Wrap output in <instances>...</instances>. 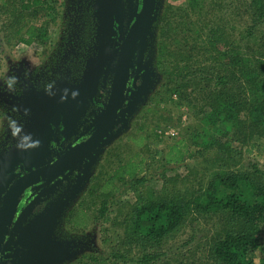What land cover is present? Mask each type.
<instances>
[{"label":"trees","instance_id":"1","mask_svg":"<svg viewBox=\"0 0 264 264\" xmlns=\"http://www.w3.org/2000/svg\"><path fill=\"white\" fill-rule=\"evenodd\" d=\"M208 2L187 0L185 8L165 10L161 17L159 62L167 78L161 94L167 97L160 100L189 107L193 133L163 142L160 125L146 130L141 124L130 136L138 150L92 178L87 190L100 216L120 193L134 199L116 205L127 209L116 249L104 257L89 255L85 264H195L171 259L169 243L185 229L194 236L202 221L213 233L201 264H264L254 259L264 232V171L242 162L264 148V0H237L233 10L232 0L214 1L219 15L205 24ZM52 11L50 0H0V49L44 38L47 21L41 18ZM233 15L238 23L231 24ZM199 17L205 31L193 41ZM161 142L163 148L154 147ZM157 157L161 171L152 172ZM193 158L197 164L187 165ZM180 168L187 175L177 174ZM96 219L81 206L68 221L83 230Z\"/></svg>","mask_w":264,"mask_h":264},{"label":"rangeland","instance_id":"2","mask_svg":"<svg viewBox=\"0 0 264 264\" xmlns=\"http://www.w3.org/2000/svg\"><path fill=\"white\" fill-rule=\"evenodd\" d=\"M50 1L54 7V11L45 20L41 18L42 21H47L45 23L46 34L44 38L33 42L29 46L22 45L19 42L12 46L2 45L4 49H0L2 58L0 82L5 81V78L10 75L7 66L8 59L20 56L27 57L30 61L35 62V68H37L38 66H43L40 61L41 57L44 61L46 55L54 59L58 57L57 63L60 65L57 69L59 72L67 71L66 77L62 78L63 75L61 78H55L52 89L55 95H49L45 91L43 95L49 98V102L43 101L42 97H38V100L34 103L37 109L34 111L36 114H33V118H35V123L37 124L39 118L52 114L54 110L58 109L57 107H64L62 110L66 113H70V110L73 111V114L71 112L72 115L69 116L74 118V111H81V114L77 115V123H79L87 110H89L90 114V109H92L91 101L95 102L97 100V110L93 109V111L99 113L93 117L92 123L85 128L87 130L97 122L103 112L101 94L105 91V82L108 80L115 60L116 49H114L112 43L117 34L112 31V19L116 18L120 31H124L127 24L133 19V15L138 9L139 1L93 0L94 3L91 6L80 5L75 15L83 22L84 29L88 30L91 27L92 22L87 19L90 13H94V17L97 18V22L94 23V26L97 24L96 40L89 42V49L84 53L77 49L80 46L86 45V37L79 39L80 33L77 31L79 27L78 23L73 20L70 26L69 20L65 17L67 11L72 10L73 0ZM214 1L216 5L218 4L217 0H209L203 10L206 17V20H204L205 24H209L210 21L214 22L215 18L213 15L215 17L219 15L218 8L212 3ZM186 5L187 0H161L159 11L153 25L147 32V37L141 45V50L135 62L138 73L136 77L137 82L133 86L131 103L122 123L116 130L110 133L108 139L97 149L96 154L86 162V168L83 173L74 172L73 174L70 171L63 175L56 181L59 185L57 188L54 187L56 183H52L50 187H44L49 184L40 187L41 189H49L47 192H50V195H46L43 192L44 190L39 192L40 188H38V193L45 195L48 203L42 211L30 218L29 215L34 205L38 204V201L42 198L36 199L27 210V213H23L21 219H19L16 229L11 235L12 240H16L18 234L25 235L28 231V233L33 235L29 238L31 241H37L45 247L43 256L36 255L37 258L33 257L32 262H30L31 255L21 260L10 258L9 261H4L0 264H27L28 262L29 264H76L75 262L85 264L89 261V255L104 257L110 254V251L116 249L115 246L119 240L118 236L123 231L120 222L125 218L127 212V209H122V211L116 210L117 204L126 200L129 201L131 198L134 199V196L124 192L120 193L121 196L119 195L115 204H108L107 213L105 212V215L100 216L98 211L99 204H95L94 200L89 196L87 189L92 182V178L100 170L107 173L117 164L120 158H125L128 154L138 150L134 141L130 139V136L134 135V132L141 124H143L146 130H149L153 126L152 124L160 125L157 133L161 134L160 136L164 139L163 142L167 139L178 138L181 134L192 135L191 128L193 127L188 126L190 123H193L190 108L185 106V104L176 103L175 100L167 102L160 100L161 97H167L164 93L161 94V91H163L161 86L167 79L164 78L165 72L162 64L159 62V41H162L160 32L164 25L161 17L170 9L172 11L176 7L185 8ZM236 6L237 0H232V7L230 9L233 10ZM207 11L208 13H206ZM43 14H46V12ZM109 15L110 20L107 21ZM196 17L198 16L194 14L193 19L195 21ZM201 21L199 17L196 22V25L199 26L197 32L192 38L190 37L193 41L196 40L194 37L198 33L202 34L205 31L201 30L203 27V23L200 24ZM234 23H238L235 15L232 16L231 21V24ZM83 27L81 26L82 29ZM66 39H70V45H67L70 49L68 52L65 50L62 53L61 49L66 47L64 46ZM169 43L172 44L174 42L169 39ZM82 61L85 64L82 72H79V66L70 69L72 65H77L75 64L76 62L82 63ZM63 63H66L63 65L66 66V69H61L63 67L61 64ZM167 70L169 72L173 71L172 63L168 66ZM55 71L57 72V70ZM65 89L68 90L67 99L61 100ZM72 91L78 92V95L74 99L71 96ZM58 101H61L62 107L58 104ZM45 103L46 105L43 107L42 105ZM158 106L160 108L159 113L155 109ZM63 111L62 113L64 114L65 112ZM2 114L4 112L2 105H0V142H2L6 129L4 125L6 123L5 120L7 121L5 115L3 116ZM66 127L69 130L71 124L66 123ZM163 142L154 145V147L157 146L158 149L163 148ZM16 150L15 147L11 148L5 153L4 158H0V199L1 196L4 197L11 180L15 178L13 171L19 167V162H25L27 168H30L33 166V162L40 163L45 159H51V157L46 158L45 156L43 158H30L29 156L21 155ZM262 151L261 153L257 151L254 154L244 156L242 162L246 166L250 165V163H256L264 171V148H262ZM197 162V158L189 159L187 165L194 166ZM152 165V172L161 171L160 159L158 157L152 161ZM178 172L177 174L181 176L187 175L184 168L178 169ZM191 178H193V175L190 176ZM153 185L155 186L154 183ZM153 185L151 186L154 188ZM81 206L88 208L95 217L97 216L96 221L83 230L72 228L68 221L72 211ZM192 233L191 229H185L183 233L170 241L169 247L173 248L171 259L178 257L188 263L195 264L207 262L210 236L213 233L211 224L202 221L198 229H196L194 236H192ZM190 237H193L192 240ZM261 239L262 247L254 257L256 263H260L264 259V232ZM185 241H188V243L184 244ZM28 259L30 260L28 261ZM118 263L128 264V262L123 261H119Z\"/></svg>","mask_w":264,"mask_h":264},{"label":"flooded vegetation","instance_id":"3","mask_svg":"<svg viewBox=\"0 0 264 264\" xmlns=\"http://www.w3.org/2000/svg\"><path fill=\"white\" fill-rule=\"evenodd\" d=\"M138 1H139L138 9L134 13L133 19L131 20L129 24H127L126 29L124 31L122 32L120 31L119 23L117 22V19L116 18H113L115 20L112 19V24H113L112 31L116 32L117 34L112 43L114 49H116L115 60L111 68L108 80L107 82H105V87H104L105 91L104 93L101 94L102 96L101 99L103 101L102 103L103 112L101 116L99 117V119L97 120V122L91 125V127H89V129L87 130L85 128L89 124L92 123L93 117H95L99 113V112L93 111V109L97 110V104H96L97 100L95 102H93V100L91 101L90 104L92 105V109H90V114H89V110H87L86 113H84V116H82L83 118L80 120L79 123H77V115H79V113L81 114V111L79 110H77L78 112L74 111L75 118L72 116H69L73 114V111L70 110V113L68 112L66 113L65 111H63L62 108L64 107L61 106L62 104L61 101H58V104L62 108L57 107L58 109L54 110L52 114L46 117H43V118H39V122L37 124L35 123V118H33V114H36V112L34 111L37 109V106L34 103L36 102V100H38V97H42L41 99H43V101L49 102V98L44 97L43 95L45 93L46 85L52 82L55 83V78H61L63 75L64 76L62 78L66 77L67 71L59 72L57 69L58 66L60 65L57 63L58 57L54 59L52 57H49V55H46V58H45L46 63L41 57L40 61L43 64V66H38L37 68H35V62L30 61L27 57L20 56V57L8 59L7 66H8V71L10 74L9 76L15 75L16 77H18V83L14 85V90L10 91L5 83V81L7 80L9 76L5 78V81L0 82V105H2L3 112H4V114L2 115L3 116L5 115L8 121L7 122L5 120L6 123L4 125L6 126V129L4 131V137L2 139V142H0V158H4L5 153L9 149L14 148V147L17 149L16 152L20 153L23 156L26 155V156L35 157V158H38V157L43 158V156H45L46 158L51 157V159H45L43 162H40V163L33 162V166H31L30 168L35 169L36 167L44 166L48 163L55 162L59 156H63L64 154H66L70 148L86 141L90 136H92V134L95 132V130L97 129V127L99 126L101 122V119L105 112V108L107 106L108 100L112 92L116 65H117V61L119 59V54L121 50V43L124 41L127 35V32L129 30V27L132 21L134 20V17L137 11L142 5V0H138ZM92 3H94L93 0H73L72 10L67 11V13L65 14L66 19L69 20L70 26L73 20L78 23L79 27L77 31L80 33L79 39H84L86 37L85 38L86 45L80 46L78 49L76 47L77 50L83 53L89 49V42H94L96 40L97 24H95L94 26V23L97 22V18L94 17V13H90L87 19L91 21L92 24H91V27L87 30V29H84L83 22L75 14L79 10L80 5L91 6ZM160 5H161V0H157L156 11H155L154 17L149 27L144 32L143 36L138 40V45L135 47V50L133 51L131 55V58L128 64V67H129L128 76H127L126 86L124 90V98L126 99V101L124 102L123 106H121L118 110L116 124L114 125V127L110 128V131L103 138V140L98 145H96L92 151H90L87 155H85L84 158L79 163H75L72 167L66 169L64 172L57 174L56 176H53L50 179L40 181L37 184L26 188L23 191L22 195L20 196L16 217L17 216L20 217V215L25 212L27 213V210L36 201V199L38 200L42 198L41 200L38 201V204L34 205L33 210L31 214L29 215L30 218H32L34 214L42 211L45 205L48 203V200H46L45 195L38 193V188H40L41 186L47 185V184L49 185L44 186V187H50L52 183H56L57 179L61 178L63 175L69 173L70 171H72L71 173L73 174L74 172L83 173L86 168V162L96 154L97 149L108 139L110 133L116 130L118 126L122 123L123 118L126 112L128 111L129 105L131 103L132 92L134 88L133 86L137 82L136 77L138 73L136 70L135 62L137 61L138 54L141 50V45L143 44V42L145 41L147 37V32L153 25L157 12L159 11ZM91 9H93V7H91ZM109 20H110V15L107 21ZM81 26L83 27V29L81 28ZM69 30H70V27H69ZM69 40L70 39L68 40L66 39L64 43V46L66 47L61 49L62 53L65 50H67V52L69 51L70 48L67 46V45H70ZM72 42L74 41L72 40ZM19 43H21L22 45H26V46H29L32 44V43L26 44L24 42H19ZM83 56H86V55H83ZM65 64L66 63H63L61 65L63 66ZM75 64L77 65L75 66L72 65L70 69H73L79 66L78 68L79 72H82L84 70L85 64L83 63V61L82 63L76 62ZM68 65L70 66V64ZM61 69H66V66H63ZM55 70H57V72ZM52 74H54V76H52ZM45 105L46 103L42 106L44 107ZM62 111L65 112L66 114L65 113L63 114ZM12 120L17 121V123L12 124ZM66 123L71 124V128L69 130H67L68 128L66 127ZM77 124H78V127H77ZM18 126L22 127L21 135L31 134V137L33 139L39 140L40 141L39 147L26 149V150L18 148L17 147L18 137H14L12 135V131L18 130ZM18 165L19 167L15 171H13V174L15 173V178L11 180L8 187H11V185L14 183V181L17 178H19L28 169H30V168H27L25 162H19ZM55 185L56 186L54 187L56 188L59 187L58 183H56ZM42 190H44L43 192L46 195H50V192H47L49 189L46 190V189L40 188L39 192H41ZM36 196L37 198H35ZM3 199L4 197L1 196L0 209H1ZM16 226L17 225H15L14 228ZM13 231L14 230H12V233ZM9 252H10V249H7V248L4 249V252L0 255V263L10 260L9 258H6L4 256V254H7ZM12 252L13 251H11V253Z\"/></svg>","mask_w":264,"mask_h":264},{"label":"water","instance_id":"4","mask_svg":"<svg viewBox=\"0 0 264 264\" xmlns=\"http://www.w3.org/2000/svg\"><path fill=\"white\" fill-rule=\"evenodd\" d=\"M156 3L157 0H142V5L137 11L124 41L121 43L112 92L101 122L92 136L86 141L70 148L66 154L59 156L55 162L36 167L35 169H28L14 181L11 187H8L0 209V255L4 252V249L7 248L10 249V252L4 254V256L9 259L21 260L31 255L32 258H30L31 260L28 259V261L30 260V262H32L33 257L37 258L38 255L43 256L45 247L37 241H31L29 238L33 235L28 233V231L25 235L18 234L16 240H12L11 238L12 230L16 229L14 226L17 225L16 222H18L22 216L21 214L20 217H16L20 196L26 188L40 181L50 179L72 167L75 163H79L85 155L92 151L95 146L103 140L110 131V128L114 127L118 110L126 101L124 98V90L131 55L138 45V40L143 36L154 17ZM11 251L13 252L11 253ZM27 264H29V262Z\"/></svg>","mask_w":264,"mask_h":264},{"label":"clouds","instance_id":"5","mask_svg":"<svg viewBox=\"0 0 264 264\" xmlns=\"http://www.w3.org/2000/svg\"><path fill=\"white\" fill-rule=\"evenodd\" d=\"M8 89L10 91L14 90V85L18 83V77H16L15 75L9 76L7 78V80L5 81ZM54 86V82L49 83L48 85H46L45 91L47 94L49 95H55V93L52 91ZM67 95H68V90L65 89L64 90V95L61 97V100H65L67 99ZM78 95L77 91H72L71 96L74 99L76 96ZM17 121L12 120V124H16ZM11 126V125H10ZM21 131H22V127L18 126V130H14L12 131V135L14 137H18V144L17 147L20 149H31V148H36L39 147L40 145V141L39 140H35L31 137V134H24L21 135ZM27 141V143H26Z\"/></svg>","mask_w":264,"mask_h":264}]
</instances>
